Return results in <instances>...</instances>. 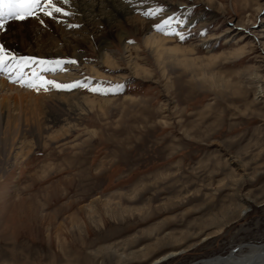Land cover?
<instances>
[{"label": "rangeland", "instance_id": "1", "mask_svg": "<svg viewBox=\"0 0 264 264\" xmlns=\"http://www.w3.org/2000/svg\"><path fill=\"white\" fill-rule=\"evenodd\" d=\"M120 1L147 25L143 34L116 18L122 43L99 23L113 36L102 45L114 59L102 65L94 38L68 27L82 43L78 57L59 59L76 60L64 66L80 79L122 90L102 95L78 88L81 96L112 103L96 102L76 117L68 136L35 147L0 180V264H152L181 251L158 264H193L264 244V102L257 99L264 84V0ZM154 5L163 7L161 16L142 15ZM172 14L184 21L177 26L183 41L153 27ZM61 17L47 24L59 39L67 16ZM31 22L5 25L24 27L23 37L16 33L9 44L16 54L24 52L21 39L35 46ZM152 30L184 48L187 61L154 59L144 46ZM134 62L150 77L137 74ZM147 248L144 258L118 261L117 254Z\"/></svg>", "mask_w": 264, "mask_h": 264}, {"label": "bare ground", "instance_id": "2", "mask_svg": "<svg viewBox=\"0 0 264 264\" xmlns=\"http://www.w3.org/2000/svg\"><path fill=\"white\" fill-rule=\"evenodd\" d=\"M64 7L72 15L64 18L65 22L63 20L61 27L59 26L60 30H64L63 32L60 31L62 33L60 34V39L53 35L47 27L49 19L53 18L41 16L39 19L31 18V27H33L35 35L34 47L27 48V43L21 39L22 50L24 52L16 54L12 50V47L9 46V44L15 42L17 38L15 36L16 33L21 34V37H23L24 27L22 24L17 27V31H13L12 28L0 30V37L4 45L8 44L5 47L17 56H34L47 60L61 58V55H71L73 58H76L78 57L77 49L82 42L76 41L75 36L70 35L71 31H67L68 25H75L70 21L73 17L77 21L76 25L82 29L81 32L72 29L73 33L75 32L74 34L76 35L83 32L85 35L94 38L93 42L101 50L100 59L102 65H104L110 63L111 59H114L113 54L106 53L107 41L112 40L113 36L119 42L123 43L126 41L125 34L114 25L116 18L120 19L121 22L123 20L126 22L131 21L133 29L137 30L138 33L143 34L147 28V25L133 16L130 7L120 0H70V5H65ZM61 19L62 17H59L56 21ZM40 20H43V23ZM101 22L110 27L112 37L110 33L104 34L98 30L99 23ZM63 24H65L64 28H62ZM60 42L63 43L62 47H59ZM103 43L106 46L102 45ZM169 43L168 40L160 37L157 32L152 30L151 34L145 37L144 46L153 54L154 59L159 60V62L165 60L182 61L186 59L185 56L189 53L184 48L172 46ZM136 48L138 49V47ZM128 49L132 51L131 47H128ZM210 59L211 61H217L218 57H211ZM134 64L137 74L150 77V72L146 67L139 66L135 62ZM112 66L116 67L114 63ZM36 67L37 71H39V66ZM26 69L28 71V68ZM66 69V71L58 70L56 72H49L50 74L44 72L41 74L47 79L56 80L60 83H70L74 80H80L78 74H71L69 72L70 68ZM90 69L93 71L96 79L102 77L99 71L93 68ZM28 74H31V70ZM251 76H253V79L257 83L260 82L261 77L259 73L254 72ZM258 87L257 99L264 102V84ZM77 101H81L80 105H76ZM96 102V100L89 99L87 96H81L78 88L71 91L59 90L49 86L48 91L41 89L37 92L32 88L22 87L18 83L10 82L4 73H0V180L6 177L9 169L15 166L19 160H27L35 147H45L48 145V141L56 142L68 136L73 131V128H75L72 122L76 121V117L83 112L91 111L97 103L99 105L112 103V101H105L104 103ZM54 126H61L62 129L60 131H52L51 129ZM27 134L32 137L31 141L28 139ZM32 176L36 177L38 175ZM212 224L209 223L205 227ZM180 238L176 241H182L183 238ZM244 250L247 251L246 254L239 255ZM147 251H149L148 248L146 252L142 251L139 254L131 252L115 256H117L119 262H123L127 258H144V256L146 257L150 253ZM182 253L183 251L169 253L155 260L152 264H158ZM193 264H264V244H244L239 246L237 250L231 251L226 257L210 258Z\"/></svg>", "mask_w": 264, "mask_h": 264}, {"label": "snow or ice", "instance_id": "3", "mask_svg": "<svg viewBox=\"0 0 264 264\" xmlns=\"http://www.w3.org/2000/svg\"><path fill=\"white\" fill-rule=\"evenodd\" d=\"M65 5H70V0H0V30L5 29V25L12 20H25L28 18H37L47 16L53 19H59L61 16H70L72 13L67 10ZM164 13L160 5L148 7L143 11L145 17H157ZM43 23V20H40ZM184 21L177 18L175 14L168 15L161 19L153 27L165 35H175L181 41L185 39L182 31L177 30V26ZM69 27H78V25H68ZM201 34H205L203 31ZM76 60L54 59L47 60L34 56H17L4 45L0 44V73H4L10 82L18 83L22 87H28L39 92L49 90V86L59 90H72L83 88L92 93L106 95L110 92H119L122 85H112L110 82L105 86V82L93 83L92 77H84L80 80H74L70 83H60L56 80L47 79L41 73L66 71L65 64H76ZM39 66V71L37 67ZM31 69V75L25 73V69Z\"/></svg>", "mask_w": 264, "mask_h": 264}]
</instances>
